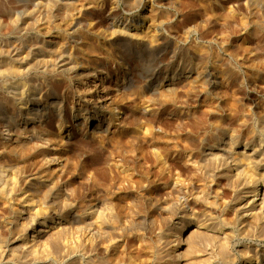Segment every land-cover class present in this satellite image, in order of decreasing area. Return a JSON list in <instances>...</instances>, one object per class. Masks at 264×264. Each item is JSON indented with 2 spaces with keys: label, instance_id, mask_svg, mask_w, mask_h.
Here are the masks:
<instances>
[{
  "label": "bare ground",
  "instance_id": "obj_1",
  "mask_svg": "<svg viewBox=\"0 0 264 264\" xmlns=\"http://www.w3.org/2000/svg\"><path fill=\"white\" fill-rule=\"evenodd\" d=\"M95 1H97V8H94V6L89 7L90 5H87V2H89L88 0H19V3H16L17 5L7 8L5 11L11 19V31L15 33L16 39L5 41L9 38L8 37L4 41L1 40L2 42L0 43V65L4 67V76L10 77L13 72H16L15 74L13 73L14 75L20 74V77H28V80H31L37 73H40V76H49L50 74V78H52V75L59 77L66 76L70 79V82H74L77 86V90L80 88V85L86 84L88 86V83H91L89 84L87 93H78L76 98L77 108H73L75 105H72L73 107L71 108L75 126L80 130H85L86 132L92 130L95 132L97 130H107L110 128L114 122L115 113L126 112L124 111L126 109V104L125 107L123 105L120 107L118 104L120 103L118 100L120 97H124V100L127 99L128 101L131 96L133 97L136 93H141V95L143 94L142 96H144L149 92L151 96H155L154 99L156 98L163 101L166 97L168 98V95H174L179 90L182 92L197 91L198 97L205 94L209 88L219 93L221 84L230 80L249 88H253L256 85L255 79H243L239 76L238 70L234 67L233 62L230 60L222 61L220 58L221 56L219 55L220 57H218V53L214 49L215 44L213 43H217L218 46H221L225 44L226 39L218 38L212 34L207 39L209 40V45L208 47L206 46L207 49H200V51L197 50L196 47L195 49L177 40L176 33L170 32L165 34L164 31L161 32L162 27L168 20V16H170L168 15L169 10L179 7L182 4V2L180 4V0ZM148 1L153 3L152 9L149 11L146 10ZM243 1L248 3L255 12L262 16L264 15V0ZM121 4L126 6L124 11L120 10ZM182 6H180L179 10L183 11L185 6ZM222 6L223 0H218L216 8ZM57 18L62 19L64 22L68 21V26L66 24L67 27L64 26L66 28L60 27L58 26L60 23L57 22L55 26L54 23ZM193 20H195V22L193 21V25L191 24L188 26L186 31L191 32L193 28L195 29L196 27L197 29L206 28V25L200 21L199 18ZM260 20L262 19L260 18ZM100 23H106L107 28L105 27L102 32H106V36H109L108 38L103 37V33L99 31V29L103 27V25L99 26ZM52 28L58 30L60 35L56 33L58 35L56 37L59 39L47 40V38L42 37L38 33L32 36L33 32L36 30L39 32V30L45 29V31L48 32L52 31ZM132 29L133 31L130 34L129 32ZM2 33L4 32L2 31ZM41 33L43 32L41 31ZM14 35L12 34V36ZM6 36L7 35H5V37ZM5 37H2V39ZM102 37L106 38V42L103 43L107 46L106 48H108L109 51L107 57L112 53H110V50L114 51L119 49H125V51L128 50L130 52L135 51L138 55L144 54L143 62H141L143 63L142 71L144 70L146 75L153 72L149 77L144 76L146 79L148 77L147 81H144V84L136 83V79L133 80L131 76H128L125 83L117 84L118 90L122 91L120 94H112L110 91L103 88L100 89L96 95H93L94 93L91 92L92 87H90V85L97 87V81H100L101 84L98 86V88H100L105 80V76H102L104 70L100 67L101 60L98 61L100 55L97 54L101 50H98L100 46L97 42L99 43L101 40L104 41ZM103 43L101 45H103ZM104 49L105 48L102 50ZM101 53H103V51ZM163 53L167 54V56L165 54L167 57L166 60H164L165 58L160 61L156 59V57L160 58L159 56ZM41 55H43L44 58L42 56L43 59L41 58V60H39L38 57ZM115 55L112 56L114 57ZM233 55L235 58L234 62L236 63L239 61L240 56L238 57L237 53H233ZM103 59L104 57L102 60ZM119 61L121 62L120 58ZM156 61H159L161 65H164V67L166 66V68L156 70V66L159 64L155 67L152 66ZM214 61H216L215 65L212 63ZM217 61H220V63L217 64ZM14 63L25 66L21 71L22 74L21 72L19 74L17 73L16 70L18 68L16 70L12 69L13 67L11 66L14 65ZM6 64H9V66ZM175 66H177V68H175ZM102 67L105 66L103 65ZM19 70L21 69L19 68ZM19 76H17V78ZM12 77L15 78V76ZM55 90H50L48 92L47 89L49 93H47L49 96L46 97L47 100L40 97V99L44 101L39 100V102H33L31 105H26L22 109L20 108V112L23 113L21 116H14V118L11 116V118H7L8 120L11 119V124L17 123V125H22L23 128H29V131L27 136H22L9 129V132L3 137L2 146L9 154L12 153L15 156L17 164H29V162H31L30 159L36 156L42 160V164L39 167L28 174L25 172L21 176L24 177L22 180L28 184L29 190H32L34 195L37 196V201L40 200L43 202L42 200H45L47 197H51L52 200L54 199L53 205L49 206L47 209L43 208L44 212L41 211L33 217V220L39 223V226L42 228L40 232L57 223V217L61 216L64 217V219H69L72 224H77L83 229V236L77 243L69 244L67 249L64 250L60 243L64 234L60 232L58 239L52 242L56 247L55 251L52 252L54 253L52 257H54V261L57 263L48 259L49 253L43 254L46 249H43L42 246L44 244L40 238L39 243H36L34 246H39V249H43V253H41L40 250L39 252L23 250L31 240L29 238H21V231L18 232V229L12 228L11 222H9L11 220L8 221V218L5 217L4 208L8 207L7 209H9V207L11 208L14 204L8 203L11 199L8 200L6 198L7 194H2L0 196V202L4 205L8 203V205L0 209V264H214L215 258H217L214 257L215 253L222 261H219V264H264V248L258 249V247H256L254 252L247 249L241 259L233 257L232 249L230 248V242L234 237L237 238V236L240 237V239L250 238L259 241L264 240V221L260 212H258L259 208L262 210L264 207V204H262L264 202L263 118L261 119L263 124L261 122L259 129L257 127V129L252 127V129L250 128L248 131H245V128L239 131L238 126H234L238 128L236 129L230 126H221V124L218 125L225 127L224 130H219V126L216 127L218 131H215L216 128H213L216 133H213L212 144L207 141L209 143V146L206 147L207 151L203 149L204 152L198 151L196 154L194 153L193 156L191 155L195 157L198 167L196 168L193 166L194 164L192 165L193 168L197 169V172H194L195 174L191 173V176L188 174L189 176H184V178L180 180L174 178L168 180L169 177L167 178L165 176L166 174H163L165 177L160 176V178L158 175L159 179L149 178V183L152 182L153 179H158V181L152 185L150 183V186L147 184V187L142 183V178L139 180L142 181L140 182L141 186L139 185L141 190L137 187L138 185L136 187L142 191V193L146 194L145 198H148L150 202L155 204V208L160 210L159 213H162L161 215L170 214L173 218V222L176 223L178 227V229L176 228L177 230L168 234L165 233L166 231H161V234L158 231L160 235L157 233L159 236H155L153 235L154 233L148 234L145 231L146 228L143 226L145 223L143 224V221L141 222L138 216L139 210H136L133 205H129L131 202H127V205H124V202L132 198L133 195L130 197L131 194L126 191L127 187L125 190L119 183L117 185L119 187L115 189L114 196L112 195L113 193L110 194L111 191L109 189L112 184L110 187L108 186L110 191L109 195L113 196V199L119 200V202H115L109 207L110 211H108V213H105V211L95 203V189L98 185H95V189H91L92 186L86 184L82 176L78 180L80 183H77L78 188H76V190H78L77 192H79V197L76 199H79L78 203H63L65 207L61 205L60 201H63L62 199L68 192V189L65 190L64 184H68L67 182H70L75 176L72 172L69 173V171L67 172L63 169L53 170L50 168L57 160L56 152H54L57 148L54 145V147L50 146L48 143L49 140L46 142L44 141V143L35 142L37 139H34L35 141L32 140L34 136L36 137L34 124L43 121L48 115L49 110L53 111V116L55 118H59L60 120L62 117V112L66 103H64L62 95ZM97 91L98 90H96V92ZM17 94L19 95V91L12 93L10 95L11 99H18ZM88 96L91 97L89 98ZM94 96L95 100L92 99ZM151 96L148 100L152 98ZM117 97L118 99H116ZM8 98L9 97H7V100ZM167 98L166 100L169 98L172 99L171 96ZM177 98L178 96L174 95L172 104H181L179 101L181 99L178 98V100ZM5 99L6 98L0 96V107L3 105ZM37 99L39 98L37 97ZM86 104L92 105V110L89 111L88 114L83 113L82 108L78 107ZM144 110L151 111L152 108L148 110L146 106ZM208 110L216 111L215 108H210ZM212 113H214V111ZM182 114L183 112L180 111V113L176 115ZM217 123L219 122L217 121ZM217 123L214 124L217 125ZM182 128L185 129L183 126ZM182 128L179 125H175L174 129L171 130L159 128L161 130H159L160 141L158 142H161L165 147L166 141L165 144H163L162 140L164 141L169 135V144L172 148L169 155L159 152V155H161V162L164 161L163 159L168 158L172 160L176 158L174 151L179 150L182 146V143L180 144L181 146H179V137L182 136V133L187 131L184 132ZM205 128L206 127H204V130ZM208 128H210V126ZM199 131L201 132L202 130ZM207 131L204 132L207 134ZM194 132L193 136L195 137L194 134L196 133ZM68 133L66 136L70 138L72 133ZM169 133H171V135ZM43 134L46 136L45 132ZM198 135L200 136V134ZM207 136L204 138L207 139ZM187 137L184 138L187 139ZM210 137H212V135H210ZM193 140H195V138ZM201 140L202 139L197 141V144H199L198 142L201 143ZM190 143L186 144L190 145ZM186 144L184 143L185 146ZM189 145L188 149L191 146ZM185 146L184 149H186ZM167 147H169V145ZM178 152L179 151H177V153ZM166 153L168 152L166 151ZM0 162L4 161L0 160ZM5 163H7V161H5ZM167 163L168 162H165V164ZM171 163L173 162L171 161ZM162 164L164 165V163ZM163 168L162 170L167 171V167ZM186 169L190 170V168ZM164 171L161 172V174L164 173ZM131 177L135 179L134 176ZM124 179H126L125 176ZM143 180L145 181L146 179L144 178ZM136 181L135 179V183ZM129 184H131V182ZM124 185L126 186V184ZM142 185L144 187H142ZM70 186L71 185H69V187ZM120 188H122V190ZM71 189L74 190V188ZM119 189L120 191H118ZM97 190L99 189H96V193ZM71 194L75 195L73 191ZM7 196L10 197L11 194ZM113 199H111V201ZM121 202L124 204H121ZM59 203V206L64 207L63 210H60L58 206ZM2 204L0 203V205ZM140 211L142 212V210ZM228 214L232 215L228 216ZM195 226L198 228L209 227L212 228V230L215 229L222 232L223 235L221 236L225 239L224 242L220 241L221 244H217V236L212 235V233L195 232L196 230L193 229ZM215 226H217L218 229L215 228ZM146 230H148V228ZM150 230H148V232ZM23 231L25 230H22V232ZM34 237H37V235ZM22 240L23 242L18 244V241ZM182 245H186V247L184 246L185 248L183 247L184 249L180 252L179 249ZM210 246L211 248H209ZM216 246L217 249H214L216 252L214 250L211 251V249ZM207 253L210 254L207 255L208 257L210 256V258L204 256V254L206 255Z\"/></svg>",
  "mask_w": 264,
  "mask_h": 264
},
{
  "label": "rangeland",
  "instance_id": "obj_2",
  "mask_svg": "<svg viewBox=\"0 0 264 264\" xmlns=\"http://www.w3.org/2000/svg\"><path fill=\"white\" fill-rule=\"evenodd\" d=\"M88 1L89 2H87V5H90L89 7L92 6H94V8L98 7L97 1L95 0L94 1L88 0ZM16 3L18 4L19 0H0V37H1L0 43L2 42L1 40L4 41L8 37L9 38L6 39L5 41L7 40L11 41L16 39L14 35L15 33L11 31L12 29L11 21H10L11 19L9 15L5 12L7 8L13 5H17ZM183 3L186 4L184 5ZM152 4L153 3H151V1H148L147 9H146L147 11L152 9L151 8ZM180 4H181L180 6L183 5L182 7L185 6L183 10L184 12L182 10H179L180 6L169 10L168 15L170 16H168V20L166 24H164V26L162 27L161 32L164 31L165 34H168L170 32L176 33L177 40L184 42L187 46L193 48L196 47L197 50L200 49L204 50L205 48L207 49L209 45L208 44L209 40L207 39L212 34L213 36H216L218 38L226 39L225 44L221 46H218L217 43H213L215 44L214 49L218 53V57L221 56L220 58L222 59V61L230 60L231 62H233L234 67L238 70L239 76H241L243 79H250V78L255 79L256 85L253 88H249L247 86H241L238 82H233L232 80H230V81H225L223 82V84H221L219 93L215 92L212 88L211 89L209 88V90H207L205 94H203L201 97L197 96L198 94L197 91L182 92L181 90H179L177 93L174 94L178 96L179 99H181L179 100L177 98L181 102V104L179 105L172 104V99L174 98V95L172 94H170L172 99H170L169 98L170 96L168 95L169 99L166 97L168 100H166L165 98L163 99V101L156 98L154 99L155 96L154 95L151 96L149 92H147L146 95L144 96H142L143 94L141 95V93L138 94L136 93L137 95L134 94L135 96L134 95L133 97L131 96V98L128 101L127 99L124 100L125 99L124 97H120L119 99L117 97L116 99L119 100L120 103L118 104L120 107H122V105L125 107L126 104V109L124 110L126 112L115 113L114 122L112 126L107 130L101 129L95 132L90 130L86 132L85 130H80L77 126H75L74 119L71 114V108L73 107L72 105H75L73 107L74 109L77 108L76 98L78 93L80 94L87 93V89H89V84L91 83H88V86L86 84H82L80 85V88H78L77 90V86L74 84V82L73 81L70 82V79H68V77L66 76L59 77L52 75V78H50L51 77L50 74L49 77L43 75L40 76L39 75L40 73L39 74L37 73L36 74L37 76L35 75L31 80H28L29 79L28 77L19 76L20 75L19 73L25 67L24 65H18L19 63L17 64L14 63V65L11 66L13 67L12 69L14 70L18 68L16 71L19 75L17 74L14 75L16 72L14 73L12 71L14 74L12 73L11 76L8 77V76H4L5 75L4 74L5 72H3L4 67L3 66L1 67L0 65V96L6 98L5 101L7 100V97H9L6 103L5 101H3L4 106L2 105L0 107V160L4 161V162H0L1 163L0 164V196L2 194L4 195L11 194L10 197L6 195V198L8 200L9 199L13 200V201L9 200L8 203L14 204L12 205L11 208L9 207V209H7L8 207L5 206H7L8 203L7 205H4L2 204V202H0L2 204L0 205V209H2V207L6 208V209L4 208L5 217L8 218V221L11 220L9 222H11L10 224L12 225V228L18 229V232L21 231L22 233L21 238L23 239L29 238L31 240V242L28 245H26L27 247H24L23 250L25 251L33 250L38 252L40 250L41 253H43L42 252L43 249H46L44 250L43 254L49 253L50 254L49 257L51 258L48 257V259L54 261V257H52V254L54 253L52 252L55 251L56 247L52 242H54L55 239H58V235H60V232L64 234L63 239H61L60 241V243L62 244L61 247L64 250L67 249L69 244L77 243L78 240H81V237L83 236L82 233L83 229H81L77 224H72L69 221V219L68 220L66 218L64 219V217L61 216L60 217L62 219L60 217H57L58 218L57 223L55 224L53 223L54 224L53 226L47 227L46 229H43L42 232H40L42 228L39 226V223L33 220V217H35V215L40 213L41 211L44 212L43 208L47 209L49 206L53 205L54 199L52 200L51 197H47L45 200L41 199L43 202H41L40 200L37 201L38 200L37 196L34 195V192L32 190L31 191L29 190L28 184L24 180H22L24 177L21 176L25 172L28 174L32 170H35L37 167H39L42 164V160H40V158L36 156L30 159L31 162H29V164L26 165L17 164L16 162L17 160H15V156L12 153L9 154V152H7V150H4L2 146L3 137L9 132V129L10 131L13 132L15 131L22 136L25 135L27 136L29 131V128H23L22 125L21 126L17 125V123L11 124L12 123L11 119L8 120L7 118L8 117L11 118V116L12 118H14V116L15 117L21 116V114L23 113H21L20 110L26 105H31V103L33 102H39V100L40 101L47 100L46 97H49L47 93L50 90L53 91L56 89L55 91H58L62 95L64 103H66L62 112V117L60 118V120L59 118H55L53 116V111L49 110L48 115L43 119V121L34 124V128L36 130L35 132L36 137L34 136L32 140L35 141L37 139L35 142H39V143H44V141L46 142L47 140H49L48 141L49 145L50 146L54 145L57 148V150L54 151L56 152L57 160L55 161V163H53L50 166V168L53 170L63 169L66 170L67 172L69 171V173L72 172L75 176L74 179H72L70 182H67L68 184L66 183L64 184L65 190L68 189L67 191L69 193L72 190L73 193H75V195L71 194L72 191L70 195L66 191L67 197L65 196L66 198L64 197L62 199L63 201L62 202L60 201L61 205L65 207L64 205L65 203L66 204L70 202H71L70 204L78 203L79 199L78 200L76 199L79 197L78 196L79 192H77L78 190H76V188H78V184L80 183V181L78 180L82 176L84 177L86 184L92 186V188L90 187L91 189H95L96 186L98 185L96 188L99 189L97 190V193L95 189V203H97V205L101 209H103L105 213H108V211H110L109 207H111L115 202H119V200L113 199V196L115 195L114 193L115 189L119 187L117 186L119 183L120 186L124 187V188L122 187L123 189L127 187V190L126 189L125 190L129 194H131L130 197L133 195L132 196L133 199L129 198L127 201L124 202L125 204L123 202H121V204L127 205V202H131L132 204L129 203V205H133V207L136 210H139L138 216L140 218V221L141 222L143 221V224L145 223L144 225L143 224L142 225L145 226L146 229L148 228V230L151 229L149 232L146 229L145 231L148 234L154 233L153 235L155 236L156 235L159 236L161 234V231L163 232L166 231L165 233L168 234L170 232H173L174 230H177L178 227L176 223L173 222V218L170 216V214L161 215L162 213H159L160 210L158 208H155L156 207L155 204L150 202L148 198H145L146 194L142 193V191H140L141 189L139 188V185L141 186L140 182L143 181L142 183H144L145 187H147L146 186L147 184L149 185L151 183L152 185L155 182H157L160 176L161 177L166 176L167 178L169 177L168 180H172L173 178L180 180L183 179L184 176H189L191 173L195 174L197 172L196 168L198 167L195 161V157L192 156L194 153L196 154L198 151L204 152L206 150V147L209 146L208 142L211 143L213 136L216 133L215 131H218L216 128L219 126L218 124H221V126H225V127L230 126L236 129L239 128L238 129L239 131L244 130V128L245 131H248L250 128L252 129V127L253 128L257 127L259 129L261 122L263 124V121L261 119L262 118L264 119V15L262 16L261 14L255 12L253 8L250 7V5H248V3H246L243 0H223V6L219 8H216L218 5V0H180ZM121 6H120V10L124 11L126 6L124 4H121ZM196 18H199L200 21H202L206 25V28L197 29L196 27L195 29L197 31L194 28L191 32L186 31L188 29V26H190L191 24L193 25V21L195 22V20L193 19ZM260 18L262 20H260ZM56 22L60 23V25L58 24V26L60 27L66 28L68 26V21L67 22L65 21L66 22L65 23L60 18H57L55 20L54 23L55 26L57 24ZM101 25H103V27H101L99 31L103 33L104 35L103 37L108 38L109 36H106V32H102V30L104 31L105 27L107 28L106 23L103 24L100 23L99 26ZM52 29H53L52 31H48L49 33L46 32L45 29L44 30L41 29L43 33H41L40 30L39 32L36 30L33 32L32 36L38 33L42 37L47 38V40L59 39L58 37H56L60 35L58 30L54 28ZM2 31L4 33H2ZM132 31L133 29L130 30L129 33L131 34ZM12 34L14 36H12ZM5 35L7 36L5 37ZM2 37L5 38L2 39ZM106 38H103L104 41L101 40L99 41V43L97 42V44H99L100 46L98 50L101 49L100 52L98 51L99 53H97L98 55H100L98 57L99 59L98 61L101 60L100 67L104 70L102 76H105L104 77L105 80L103 81L104 83L102 82L103 85L100 88H98V86L101 84L100 81H97L98 83L97 87L90 85V87H92L91 92L94 93L93 95H96V93H98L99 90L103 88L105 90L110 91L112 94L115 93L120 94L122 91L118 90L117 84L125 83L126 78L128 79V76L129 77L131 76L133 80L136 79L135 80V82L137 81L136 83L144 84L147 81L148 77L151 76V74L153 73L152 71L155 69L154 68L151 71L152 73H149V75L148 74L146 75L144 70L142 71L143 63L141 62H143L144 54L138 55L135 51L130 52L128 50L125 51V49L122 50L119 49L114 51L110 50V53L112 52L113 54L111 53L109 54L111 57L110 56L107 57L109 51L108 48H106L107 46L103 43L106 42L105 41ZM102 43L103 45H101ZM103 48L105 49L102 50ZM102 51L103 53H101ZM233 53H237L238 57L240 56L239 61H237L236 63L234 62L235 58ZM165 54L166 53H163L162 55L159 56L161 59L157 57L156 59L160 61L165 58L164 60H166L167 54L166 56ZM112 55L115 56L113 57ZM42 56L43 55L38 57V59L41 60ZM118 56L121 62L119 61ZM101 57L102 58L104 57V59L102 60ZM159 61H156L152 66L155 67L157 64H159L156 66V70L166 68V66L164 67V65H161ZM212 63L215 65L216 61ZM218 63H220V61H217V64ZM103 65L105 67H102ZM7 66H9V64ZM19 68L21 70H19ZM175 68H177V66H175ZM12 76H15V78ZM17 76L19 77L17 78ZM144 76L145 77L148 76L147 79ZM96 90L98 91L96 92ZM16 91H19V95L17 94L18 99H11L10 95ZM149 95L152 97L150 98L151 101L148 100L150 97ZM37 97L39 99H37ZM40 97L44 100L40 99ZM88 97L90 98L91 96ZM33 98H36L38 101ZM94 98L95 96L92 97V99ZM122 101H124L125 103ZM146 106L148 110L152 108V110L154 111L144 110L146 109ZM78 107L82 108V112L85 114H88V112L92 110V105H88V104ZM210 108L213 109L215 108L216 111L213 110L214 113H212L213 111L208 110ZM180 111L183 112V114L176 115L180 113ZM241 112L243 113V115ZM217 121L219 123H217ZM214 123H217V125H215ZM175 125H179L181 126V128L182 126L185 127V129L182 128L184 132L187 130L185 132L186 134L182 133L181 136L182 138L179 137V142H180L179 146L182 145L183 147L181 146L180 149L178 147L179 150L174 151V154H176L175 155L176 158H173L172 160L168 158H167L168 160L163 159L164 161L161 162L162 160L160 157L161 155H159L160 154L159 152H161L162 154L165 153L169 155V153L172 151V148L170 147L171 145L169 144V139H170L169 135L168 138H165L166 140L165 139L164 141L162 140L163 144H165L166 141L165 147L167 149L164 147V145L161 144V142H158L160 141L159 130H161L162 128L171 130L174 129ZM167 126L169 127V129ZM209 126L211 128V131L210 128H208ZM221 126H219L220 127L219 130H224L225 127H221ZM234 126H238V128ZM204 127H206L205 130ZM213 128L214 129L216 128L215 131ZM207 129L209 132L207 131ZM199 130H202L203 132L202 131L200 132ZM68 131L69 133L70 132L72 133V136H70V138L66 136ZM190 131L193 132L195 131L194 132L196 133L194 134L195 137L193 136V132ZM204 131H207L208 136ZM42 132L43 133L45 132L46 136H44ZM169 134L171 135V133ZM198 134H200L201 137ZM210 135H212V137H210ZM187 136H189L190 138ZM206 136L208 137L207 139L204 138ZM44 137H46L47 139ZM184 137L185 138L187 137V139H185ZM194 138L195 140H193ZM200 139H202L201 143L203 144H201L200 142H198L199 144H197V141H200ZM203 139H205L206 141ZM184 143L185 144L190 143L191 146L189 144H186L187 146L186 147ZM168 145L169 147H167ZM188 145L190 146L189 149H188ZM184 146L187 150L184 149ZM168 148L171 150H169ZM166 151L168 153H166ZM177 151L179 152L177 153ZM180 151L182 152V154ZM170 160L174 164L171 163ZM5 161H7V163H5ZM194 161L196 164L194 163ZM165 162L168 163L165 164ZM162 163H164V165ZM192 165L196 168H193ZM161 167L162 168L167 167L166 168L167 171H164L165 170L164 168H163L164 170H162ZM186 168H190V170ZM163 171L164 173L161 174V172ZM163 174L166 175L164 176ZM124 176L127 180L124 179ZM131 176L135 177V179L137 180L136 183H135V179ZM130 178L133 179L131 180ZM144 178L146 179L145 181L143 180ZM149 178L150 179L158 178V179H153L154 181L152 180V182L149 183L150 181ZM140 179L142 181H139ZM130 182L131 184H129ZM124 184H126V186ZM69 185H71L70 187L74 188L76 192L73 189H71ZM142 187L144 186L142 185ZM108 188L110 189L111 192L109 191ZM122 188L120 189L122 190ZM120 189L118 191H120ZM109 192L110 194L113 193L112 194L113 196L109 195ZM111 199H113L112 200L113 202L111 201ZM60 203L58 204V206L60 205ZM262 204H264V202ZM63 206H59L60 210H63L64 208ZM263 208L262 210H260L259 208L258 212H260L264 221ZM140 210H142V212ZM230 215L232 214H228V216ZM215 228H217V226H215ZM193 229L196 230L195 232L201 231L202 233H207V234L212 233V235L217 236L216 239L219 240V241L216 240L218 242L217 244L219 243L221 244V242H224L225 240L223 236H221L223 235V233L215 229L212 230V228L209 227L198 228L197 226L193 227ZM22 230L25 231L22 232ZM158 231L160 232V234ZM36 235L37 237H34ZM39 238L44 244L42 246L43 249H39V246H34L36 243H39ZM21 242H23V240L18 241V244H21ZM230 243H231L230 248L232 249L233 257L239 259L243 257V254L244 252H246L247 249L252 250V252H254V249H256V247H258V249L264 248V240L259 241L257 239L253 240L250 238L240 239V237L238 236L237 238L234 237V239ZM33 246L36 248H34ZM184 246L186 247V245L181 246V248L179 249L180 252L185 248ZM25 248L28 249L26 250ZM209 248H211V246ZM214 249H217V246L212 248L211 251ZM208 254L209 253H207L206 255L204 254V256L210 258V256L209 257L207 256ZM215 254L214 257L217 258H215L214 264H219L222 261Z\"/></svg>",
  "mask_w": 264,
  "mask_h": 264
}]
</instances>
